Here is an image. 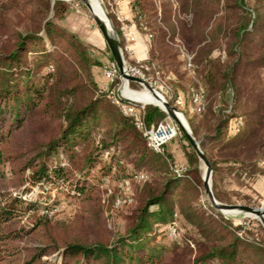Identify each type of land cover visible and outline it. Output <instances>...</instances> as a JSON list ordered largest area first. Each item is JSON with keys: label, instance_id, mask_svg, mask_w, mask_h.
I'll list each match as a JSON object with an SVG mask.
<instances>
[{"label": "trees", "instance_id": "trees-1", "mask_svg": "<svg viewBox=\"0 0 264 264\" xmlns=\"http://www.w3.org/2000/svg\"><path fill=\"white\" fill-rule=\"evenodd\" d=\"M15 8L29 15L30 24L12 30L2 23L6 32L0 34V264H264V245L239 236L240 227L222 215L208 216L201 207L200 159L187 139H179L186 162L177 172L174 153L151 149L134 119L110 97L121 78L109 82L108 90L100 85L96 70L105 66L102 59L57 23L71 11L69 2L0 0V17ZM132 10L134 22L149 36L144 66L157 71L165 66L153 52L158 31L164 42L178 34L194 40L192 61L205 90V108L194 102L189 81L172 77L170 83L186 108L204 115L201 121L188 117L195 136L202 133L201 140H208L202 142L206 154L237 148L264 152V0H132ZM111 17L118 29V19ZM218 49L225 58L214 56ZM103 54L114 61L108 46ZM166 117L160 107L145 105L147 127ZM119 145L137 155V168L153 177L132 198L124 234L108 242L59 240L48 202L34 188L51 193L62 186L59 192L65 189L90 207L96 190L91 172L98 170L104 184L115 179L114 164L101 161L114 157ZM229 155L231 163L239 162L236 154ZM12 176L14 189L9 190L4 184ZM214 189L218 198L216 179ZM181 218L193 229L189 235L182 234ZM25 219L29 225L22 224ZM157 236L173 243L151 245ZM30 237L37 244L18 243Z\"/></svg>", "mask_w": 264, "mask_h": 264}, {"label": "rangeland", "instance_id": "rangeland-1", "mask_svg": "<svg viewBox=\"0 0 264 264\" xmlns=\"http://www.w3.org/2000/svg\"><path fill=\"white\" fill-rule=\"evenodd\" d=\"M119 1L120 0H103L110 17L111 13H114L121 20L124 13H122ZM68 2L71 6V11L66 17H64V19L57 20L58 25L65 30L66 34L74 32L82 42L91 47V52L95 57L102 59V62L107 64L110 60L103 54V51L107 49L108 45L102 30L96 23L93 13L86 4L81 1L68 0ZM179 9L180 6L176 4L175 11L178 12ZM28 16L27 13L23 12L22 8H15L14 10L9 11L7 15L0 17V34L6 32V30H3L4 26L2 23H5V25H7L6 23L10 24L11 26L9 29L12 30H25L30 24ZM111 20L113 22L112 17ZM158 32L153 52L155 54V59L161 60L162 62L164 61L165 66H162L160 70L157 71L154 66L147 65V81L153 87H157L158 91L163 93L165 98L177 108L178 113H180L179 116L195 136L188 116H192L193 118L197 116L198 121L204 120L205 117L203 114H194L196 110L192 106H189L190 108L188 109L186 108V105H183L184 103L182 105L177 104L174 85L170 83V78L174 77L178 79L181 77L182 80L189 81L187 86L188 88L193 86V92L195 90H203L205 95V90L201 85L198 76L195 74L194 67L189 69L188 66L187 58L190 56L193 60L196 53L194 40L184 34H178L175 35V37L169 36L164 42L162 37L163 32ZM174 53H177V55H174L173 58H171ZM214 56L225 58V53L223 50L218 49L214 52ZM125 58L127 59V62H131L126 55ZM169 59L173 60L175 63H170ZM142 63L143 62H141V64ZM253 68L254 69L252 70H255V73H258L257 67L255 66ZM96 71V79H98L100 85L104 87V90H108L109 81L104 74V66L98 68ZM157 74H159V76L162 77V80L168 85V93L165 92L167 88L162 90L158 87V85H161V82L157 79ZM182 80L180 83L183 82ZM122 82L123 81L121 80L119 87H122ZM125 85L127 86L126 83ZM125 85L123 91H125ZM127 87L137 92H150L145 86L140 84ZM179 89L183 93V90L181 88ZM115 94L117 96L124 95L131 98L124 92L118 90L115 91ZM110 97L114 100L115 96L113 97V95L110 94ZM172 99L174 101H172ZM204 101L205 100L203 99V104ZM199 108L204 109L205 105H203V108L201 106ZM186 110H189V115L186 113ZM165 120L176 126L175 122L168 114ZM215 122L216 119L212 121V123ZM233 130H237L236 125L233 126ZM180 133L181 134L176 135V137L165 146L163 151L164 153L167 151L174 153L176 164H173V167L175 169L183 168L186 162V158L179 142L180 136L184 135L181 130ZM195 138L200 142L201 148L206 154L202 142L206 145L208 140H201L202 133L199 134L198 137L195 136ZM229 154H236L239 162H237V164L231 163ZM206 156L208 159L210 156H213L211 157L212 160L218 164L217 171H214L212 167V174L210 177L211 189L218 203L247 205L254 208L264 209V168L261 166V162L264 160V152L256 155L253 151H244L241 148H237L234 151L217 152L214 155L211 152H208ZM137 158V155H130L123 151V145H119L114 157L107 156L101 161L102 165L105 166L110 163L114 164L116 178L104 184L100 179V172L98 170L91 172L90 184H94L96 190L94 196L89 201L92 202L90 207L85 203L86 201L69 196L65 189L63 192H59V190H62V186L60 188H54L51 193H43V189L37 186L34 188L35 194H39L43 202H48L51 227L59 240L81 239L86 242H108L112 241L117 235L124 234L127 226L125 215L134 204L132 198L142 189L146 181H150L153 178L151 175H147L148 170H146V168L145 170H139L137 168ZM199 168L201 169V176L204 183L207 167L201 159ZM132 175L134 176L132 177ZM14 179L13 176L9 177L4 186L8 187L9 190H13L12 182ZM215 179L217 183L218 198L215 196ZM200 198L203 203L201 207L205 208L208 216L219 218V215H222L225 219L232 222L234 226L240 227V229L237 230L239 236L256 244L259 243L264 245V225L258 217L241 212L232 214L217 210L211 205L205 186ZM179 222L180 226L183 228L182 234L184 232V234L189 235L193 230L192 227L183 218L179 219ZM22 224L29 225V220L25 219ZM159 242L166 246H170L173 243L172 239L161 236H157V238L150 240L151 245ZM18 243L22 246H34L37 244V240L35 237H30L23 239Z\"/></svg>", "mask_w": 264, "mask_h": 264}, {"label": "water", "instance_id": "water-1", "mask_svg": "<svg viewBox=\"0 0 264 264\" xmlns=\"http://www.w3.org/2000/svg\"><path fill=\"white\" fill-rule=\"evenodd\" d=\"M55 1H57V0H53V3ZM66 1H68V0H66ZM78 1L85 3L86 6L93 13L94 18L96 20V23L98 24V26L102 30L104 37H105V40H106V43H107V45L111 51V54L114 58V61L119 68L121 78L125 82H127V84H130L131 82L137 83V84H140L142 86H145L146 88L150 89L151 91H153L155 93V95L158 97V99H160L162 101V105L161 104H154V105L160 107L162 110H164L169 115V117L175 122L176 126L181 130V132L183 133L185 138L188 140L189 144L194 148V150L198 154L201 161L206 165L207 171H206V174L204 177V186H205V190H206L207 194L209 195L211 205L213 207H215L217 210L222 211V212L236 211V212H241V213H245L248 215L256 216L262 221V223L264 225V209L263 208H254V207L247 206V205L221 204V203L217 202V200L215 199V197L213 195V192L211 189V183H210V177L212 174V165H211L209 159L207 158L206 154L203 152L201 145H200V142L197 141V139L193 135L190 128L181 119V117L179 116V113L177 111V108L175 106H173L166 98H161L156 93V89L147 80L140 78L138 76H134V75L127 72L125 55L123 52L121 40H120L117 29L111 20V17L107 11V8H106L103 0H98V2L100 4L101 8L103 9V11L105 12V18L107 20V24H108V28H109L108 30H107L105 24L103 23V20L101 19V17H99L97 14H95L93 12L89 0H78ZM136 102H139V101H136ZM139 103H143V102H139Z\"/></svg>", "mask_w": 264, "mask_h": 264}, {"label": "built area", "instance_id": "built-area-1", "mask_svg": "<svg viewBox=\"0 0 264 264\" xmlns=\"http://www.w3.org/2000/svg\"><path fill=\"white\" fill-rule=\"evenodd\" d=\"M130 40L133 41L135 40L134 37H130ZM126 53L131 54L132 50L130 46H126L125 49ZM125 55V53H124ZM188 66L189 69L193 68V63H192V57H188ZM126 61V70L128 73L138 76L140 78H143L145 80H148V77L146 75V70L148 69L147 66H144L143 64L140 65H133L131 63L127 62V59L125 58ZM159 73V72H158ZM104 74L108 78L109 82H113L116 78L120 77L121 74L119 71V68L115 61H109L107 64L104 66ZM157 79L161 82V85H158L162 90L164 88H167L165 90L166 93H168V85L164 80H162V77L157 74ZM122 79V78H121ZM156 90L157 87H154ZM118 91L123 92V87H118ZM116 90H113L111 92V95L114 97V102L123 110L124 114L131 116L134 121L136 126L143 131L144 135L147 138L148 145L151 149H153L156 152H163L165 145L168 144L172 139H174L177 135V127L173 125L171 122L165 120L161 121L158 123L156 126L152 127H147L144 119H143V114L145 111V104L136 102L133 99H130L124 95L120 96V98L115 94ZM193 98L194 102L200 107L203 108V99H204V91L203 90H195L193 92ZM122 99L127 100L124 102ZM177 104L182 105L183 100L181 98H177L176 100ZM264 164V162H263ZM177 172L179 171V168H176ZM170 235L172 237L176 236V229L172 228Z\"/></svg>", "mask_w": 264, "mask_h": 264}, {"label": "crops", "instance_id": "crops-1", "mask_svg": "<svg viewBox=\"0 0 264 264\" xmlns=\"http://www.w3.org/2000/svg\"><path fill=\"white\" fill-rule=\"evenodd\" d=\"M119 2L120 7L122 8V13H124L122 19L120 20L116 14H113L119 21V28L117 29V27H115L119 34L122 48L125 49L126 46H130L132 50L131 54L126 53L124 50L125 55L129 60L141 63L147 60L149 56V36L143 33L133 20L134 13L132 10V0H120ZM130 37H134L135 40L131 41ZM121 80L123 81V85L121 86L124 87L125 81L123 79ZM128 86H130V84H128ZM180 98L184 101L182 95Z\"/></svg>", "mask_w": 264, "mask_h": 264}, {"label": "bare ground", "instance_id": "bare-ground-1", "mask_svg": "<svg viewBox=\"0 0 264 264\" xmlns=\"http://www.w3.org/2000/svg\"><path fill=\"white\" fill-rule=\"evenodd\" d=\"M90 4H91V8L93 10V12L95 14H97L99 17H101V19L103 20V23L105 24L107 30L108 28V24H107V20L105 18V12L103 11V9L101 8L98 0H89ZM127 84V82H125ZM128 86V84H127ZM125 85V91H123L125 94H127L129 97H131L133 100L139 101V102H143V103H147V104H161L162 105V101L160 99H158V97L155 95V93L153 91H151L150 89H148L150 92L148 91H142V92H137V91H133L130 88H128ZM124 90V87H123ZM156 93L161 97V98H165V96L163 95V93H161L160 91L156 90ZM163 95H161V94ZM130 98V99H131ZM180 115V113H179ZM228 213H232V214H236L238 212L236 211H227Z\"/></svg>", "mask_w": 264, "mask_h": 264}]
</instances>
